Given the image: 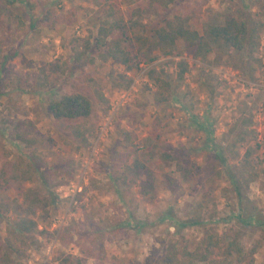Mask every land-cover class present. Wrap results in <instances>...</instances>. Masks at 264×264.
I'll use <instances>...</instances> for the list:
<instances>
[{
  "label": "rangeland",
  "instance_id": "1",
  "mask_svg": "<svg viewBox=\"0 0 264 264\" xmlns=\"http://www.w3.org/2000/svg\"><path fill=\"white\" fill-rule=\"evenodd\" d=\"M112 1L126 16L133 8ZM103 3L0 0V167L20 169L25 189L53 200L45 216L35 206L31 234L13 236L9 228L27 203L15 185L0 190V240L15 243L14 264H60L55 255L81 257L80 246L92 240L101 244L95 249L101 256L84 264H159L174 245L198 248L208 227L225 242L238 235L247 249L256 246L255 264H264V172L240 192L230 176L249 147L264 168V27L252 55L214 51L201 60L179 40L176 54L156 52L154 62L139 68L97 56L76 62L73 39L94 40ZM178 11L200 32L217 13L264 23V0H176L147 8L144 21L153 28ZM180 61L188 66L183 78ZM43 81L48 85L37 84ZM72 92L94 103L89 145L74 137L69 120L48 112L51 99ZM149 146L157 153L172 146L185 165L200 170L183 179L175 162L154 166L151 198L142 192L144 174L132 183L117 178L136 156L145 159ZM192 219L199 223L182 224Z\"/></svg>",
  "mask_w": 264,
  "mask_h": 264
},
{
  "label": "trees",
  "instance_id": "2",
  "mask_svg": "<svg viewBox=\"0 0 264 264\" xmlns=\"http://www.w3.org/2000/svg\"><path fill=\"white\" fill-rule=\"evenodd\" d=\"M102 1H104L102 5L105 15L100 22L94 40L92 39L93 35H89L83 40L81 38L73 39L72 50L76 62H80L86 57H89L90 62H94L97 56L96 58L105 61L112 59L116 63L132 69L139 68L142 63L154 62L158 57L156 52L165 56L176 54V46L179 40H184L191 54L201 60H205L214 51H246L252 55L261 43L264 23L260 20L247 19L241 15H233L222 20L221 13H217L204 22L203 31L200 32L193 28L187 13L178 11L164 19L162 23L150 28L144 21V12L147 8H166L175 3L176 0H142L144 3L139 5H136L137 0H127V4L133 6L128 16L114 1ZM93 50H95L96 55H90ZM4 61L0 43V72L3 69ZM179 64L181 66L179 77L183 78L188 66L185 61H180ZM58 67L56 64L50 66L52 70H56ZM43 82L37 84L48 85L47 81ZM161 96L163 97V94ZM102 98L104 99V97ZM48 112L56 120H69L74 137L89 145L95 127L94 124L90 123V118L94 113V103L86 93H64L58 98L51 99L48 102ZM207 132L209 138H212V131L208 130ZM17 136L27 144H31L34 140L33 138L26 139L23 133H18ZM240 138L244 139V137ZM170 148L169 150L158 149L157 153L153 146H149L145 159L136 156L117 178L132 183L137 176L144 174L145 179L141 183L142 192L154 198V166L164 168V162H175L183 179H188L195 171L199 172L198 166L185 165L179 154L176 153V149L172 146ZM215 151L223 162L227 163L221 149L216 148ZM36 168L37 172L42 171V169ZM14 169L15 172H10L4 165L0 167V190L9 185H15L17 193L27 203V207L25 214L13 221V226L9 228V232L13 236L31 234L37 226V222L30 217V214L35 212V206H40L45 216L53 200L50 196L39 195L33 188L25 189L21 183L26 178L24 177L25 174L22 171L19 174L20 169L18 172V168ZM263 172L264 168L255 161L252 148L249 147L241 158L237 173H231L230 176L240 192V186H249ZM128 173L131 174V177H128ZM27 178L34 179V177ZM48 180L49 178L45 177L44 183H47ZM239 218L242 219L241 216ZM198 223V219L182 222L183 225ZM100 245L92 240V245L80 246L83 254L81 257L73 259L71 255L64 257L55 255V259L59 260L60 264H84L89 257L101 256L95 251ZM257 249L256 246L247 249L241 243L238 235L225 242V239L213 227H208L198 248L191 250L186 246L174 245L171 252L159 264H198V262L207 264H255ZM16 252L18 249L9 236L4 241L0 240V264H14Z\"/></svg>",
  "mask_w": 264,
  "mask_h": 264
}]
</instances>
